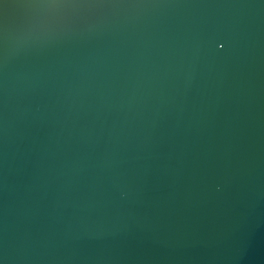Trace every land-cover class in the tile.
Returning a JSON list of instances; mask_svg holds the SVG:
<instances>
[{
    "label": "water",
    "instance_id": "1",
    "mask_svg": "<svg viewBox=\"0 0 264 264\" xmlns=\"http://www.w3.org/2000/svg\"><path fill=\"white\" fill-rule=\"evenodd\" d=\"M0 264H264V0H0Z\"/></svg>",
    "mask_w": 264,
    "mask_h": 264
}]
</instances>
